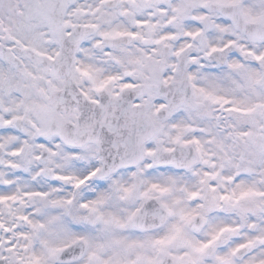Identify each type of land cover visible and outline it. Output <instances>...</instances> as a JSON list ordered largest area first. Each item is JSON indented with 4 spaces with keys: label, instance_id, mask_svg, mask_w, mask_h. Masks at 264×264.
Returning <instances> with one entry per match:
<instances>
[{
    "label": "snow or ice",
    "instance_id": "1",
    "mask_svg": "<svg viewBox=\"0 0 264 264\" xmlns=\"http://www.w3.org/2000/svg\"><path fill=\"white\" fill-rule=\"evenodd\" d=\"M0 264H264V0H0Z\"/></svg>",
    "mask_w": 264,
    "mask_h": 264
}]
</instances>
